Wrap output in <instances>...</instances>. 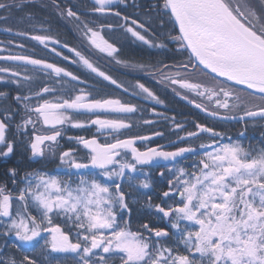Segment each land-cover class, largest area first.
<instances>
[{
  "label": "snow or ice",
  "instance_id": "snow-or-ice-1",
  "mask_svg": "<svg viewBox=\"0 0 264 264\" xmlns=\"http://www.w3.org/2000/svg\"><path fill=\"white\" fill-rule=\"evenodd\" d=\"M50 3L71 23L79 46L62 41L51 26H37L31 13L21 18L23 26L0 28L11 37L0 40L6 53L0 83L17 89L14 104L0 91V159L23 147L31 161H58L55 174L7 170L15 188L0 185V264H62L53 254H73L75 264H264V140L245 145L240 139L250 123L264 121V103H254L264 101V0H155L150 12L167 16L174 31L178 26L167 43L157 41L151 15L140 21L125 14L139 7L135 0H92L86 11ZM14 7L21 5L0 0V23L10 20ZM118 35L149 48L174 43L187 59L122 58ZM30 41L49 50L54 62L36 58ZM100 61L118 67L105 71ZM119 69L141 75L121 81L110 74ZM143 76L211 119L240 122L245 130L234 139L215 125L193 122L192 131L153 107L158 119L171 120L176 139L142 151L137 141L164 135H126L141 123L134 117L143 107L133 99L164 104ZM111 86L130 99L103 91ZM156 122L142 119L143 125ZM93 126L90 138L66 136ZM65 137L73 147L63 148ZM145 166L167 170L162 203L148 202L167 228L132 226V190L151 186L147 176L137 180ZM9 245L23 255H6Z\"/></svg>",
  "mask_w": 264,
  "mask_h": 264
},
{
  "label": "trees",
  "instance_id": "trees-1",
  "mask_svg": "<svg viewBox=\"0 0 264 264\" xmlns=\"http://www.w3.org/2000/svg\"><path fill=\"white\" fill-rule=\"evenodd\" d=\"M24 0H15V3L21 5L20 8H12L11 13L15 16H20L21 12L25 14L31 13L35 18V23L37 26L43 24L44 27L51 26L53 33L59 35V38L63 41L66 40L70 45L79 46L80 40L77 38V34L72 30V25L70 22L61 19L55 8L52 5L44 4L41 7H37L36 4L30 3L27 9L22 6ZM6 2H12V0H6ZM132 0H129L131 3ZM62 6L75 5L74 10L77 11H86L90 8L92 0H61ZM135 3L139 5L138 8L129 7L123 9L125 14L132 16L140 21H147L149 15L152 17V29L157 34L158 42L167 43V34L172 32H178L177 28H173V24L169 21L167 16H158L156 12H150L151 6L155 3V0H135ZM24 14V15H25ZM56 15V24L54 22V16ZM109 22L116 23V20L110 18ZM23 26L18 21L17 22H4L0 23V28L7 26ZM70 33V35H65L64 33ZM160 33H163V36H160ZM11 37L8 34L0 32V40H8ZM119 40L118 47L120 44H123L122 58H127L132 61L144 62V63H156L157 61H164L165 63H173L176 60H186L187 54L181 55L176 51L177 46L174 43H169L168 48H149L139 42H135L130 38H125L123 36H117ZM29 47H34L36 52V58H48L50 62H54V58L51 56L50 52L46 49H43V46L38 45L35 41L29 42ZM19 51V49H16ZM6 53H0L3 55ZM61 66H64L63 64ZM100 66L102 70L108 71L111 69H117L116 65H108L107 61H100ZM69 70L75 71V66L68 65ZM115 78L130 82L134 76L141 75L137 72L127 73L126 70L119 69L113 70L110 73ZM141 82L146 83V86L150 87L157 95L164 101L163 105H155L152 101H145L143 99H133V103H138L143 107L142 113H137L134 117V122L140 120L141 123L136 125L128 132L127 136L135 135H151L153 132H163V137H155L151 142L154 144H159L162 142L172 141L176 139V136L172 133V123L171 120L158 119L153 113L152 108L155 107L156 111L164 114L167 117H175L179 122H185L188 130L194 131L193 122H200L207 124L209 126L215 125L216 129L221 132L227 133L228 136L233 137L234 139L238 137V134L245 130V125L240 122H222L218 120H213L210 117L204 115L199 110L191 107L186 101L181 100L179 97L174 96L170 90L165 89L163 86L157 84L154 80L149 79L147 76H143ZM93 83V81H89ZM107 83V82H105ZM0 91L9 93L8 103L14 104V101L11 100V97L15 95L17 89L15 85L0 83ZM104 92L110 94L114 98H120L122 100H128L130 97L127 94H124L122 90L116 89L115 86L106 87L103 89ZM255 103V100H254ZM251 106V105H249ZM85 117H81L84 119ZM142 119H153L157 122L154 125H143ZM96 133L95 127H91L87 130L84 129H69L67 136H85L86 138L91 137ZM184 133H180L182 135ZM126 138V137H121ZM99 139L103 142L104 137L100 136ZM206 139V136L202 137ZM241 141L247 145L249 143L253 145H258L261 140H264V121H255V126L251 123L247 127L245 136L240 137ZM66 138L61 141L63 148L73 147L65 142ZM199 143V141H195ZM29 153L23 148L18 147L16 153L7 159H0V185L6 184L9 189L15 188V186L8 179L7 170L9 168H17L22 176L25 171H30L32 169L44 168L53 174L56 173V165L58 161L48 162V163H39L36 161H31L28 159ZM181 166L177 164V167ZM61 174H62V170ZM165 171V177H161L159 173ZM137 180L144 179L147 176L150 187L138 188V190H132V196L129 199V205L131 208V223L133 228L138 227L142 223H149L150 225H155L157 227L167 228V223L165 220L161 219L155 213L154 208L148 207L149 198L151 204H161L162 203V193L167 190V170L164 168L158 167H148L145 166L143 173H138ZM19 184V181H18ZM125 191H129L127 185H125ZM128 218V217H126ZM45 237L48 236L47 233L43 234ZM11 239H14L11 238ZM40 244H43V240H40ZM2 241H0V247H2ZM15 253L19 258L23 255L22 252L11 248L6 249L5 254ZM34 255L40 254L39 246L35 248ZM57 259L61 260L62 264H75V259L73 254H53Z\"/></svg>",
  "mask_w": 264,
  "mask_h": 264
},
{
  "label": "flooded vegetation",
  "instance_id": "flooded-vegetation-1",
  "mask_svg": "<svg viewBox=\"0 0 264 264\" xmlns=\"http://www.w3.org/2000/svg\"><path fill=\"white\" fill-rule=\"evenodd\" d=\"M30 3H33V4H36V6L37 7H41L42 5H43V3L44 4H49V5H51V3H50V0H24L23 1V4H22V6H24V8H26L27 9V7H28V5H30ZM25 11H24V13H22L21 12V14H20V16H15V15H13L12 13H11V18H10V22H20V20H21V18L22 17H24L25 15ZM54 22H55V24H56V15L54 16ZM1 33H5V32H3V31H0ZM5 34H7V33H5ZM65 35H70V33L68 32V33H64ZM49 51V50H48ZM66 51V50H65ZM262 103H264V101H262V100H260V99H258V98H256L255 99V104H262ZM191 107H193L192 105H190ZM193 108H195V107H193ZM196 109V108H195ZM198 110V109H197ZM200 111V110H199ZM201 112V111H200ZM202 113V112H201ZM223 122V121H222ZM183 135V134H182ZM67 136V135H66ZM66 138V137H65ZM88 138H90V137H88ZM153 138H155V137H153ZM63 140V139H62ZM61 140V141H62ZM153 140V139H152ZM175 140V139H174ZM174 140H172V141H174ZM168 142L169 141H167V142H162V143H159V144H154L153 142H140V141H137V147H139L142 151L143 150H145L147 147H156L157 145H167L168 144ZM180 146H183V145H180ZM167 150H172V149H167ZM161 164H165V163H168V162H163V161H161L160 162ZM184 163H188V161H185ZM158 168H160V167H158Z\"/></svg>",
  "mask_w": 264,
  "mask_h": 264
},
{
  "label": "water",
  "instance_id": "water-1",
  "mask_svg": "<svg viewBox=\"0 0 264 264\" xmlns=\"http://www.w3.org/2000/svg\"><path fill=\"white\" fill-rule=\"evenodd\" d=\"M178 30V26L176 27ZM193 106V105H192ZM194 107V106H193ZM203 113V112H202ZM204 115H206V113H203ZM207 116V115H206ZM228 122H236V121H228Z\"/></svg>",
  "mask_w": 264,
  "mask_h": 264
}]
</instances>
